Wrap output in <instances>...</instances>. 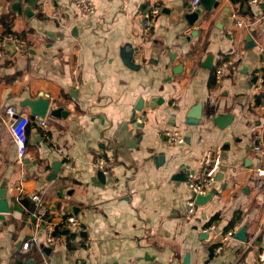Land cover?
Returning a JSON list of instances; mask_svg holds the SVG:
<instances>
[{
	"label": "crops",
	"instance_id": "1",
	"mask_svg": "<svg viewBox=\"0 0 264 264\" xmlns=\"http://www.w3.org/2000/svg\"><path fill=\"white\" fill-rule=\"evenodd\" d=\"M20 1L33 7L31 17L0 0V41L15 36L26 48L17 53L8 44L0 54V191L6 183L9 204L0 219V264H264V193L253 187L262 156L252 142L263 116L254 78L264 73V5L212 0L209 9L202 2L191 25V0H164L147 40L140 15L151 0H94V16L80 12L77 0H54L45 12ZM138 52L143 65L135 68ZM209 55L213 69L205 66ZM41 96L50 101L47 129L25 106ZM140 103L135 117L145 119L135 128ZM199 105L202 120L188 125ZM11 107L29 119L23 164ZM55 109L64 112L51 116ZM228 114L234 120L226 129L213 122ZM167 132H180L185 144L170 145ZM210 152L221 156L212 199L187 219L193 194L175 178L203 177ZM98 157L110 169L104 182L93 166ZM58 164L57 179L48 181ZM35 194L54 219L77 217L83 232L58 229L48 247L33 225ZM244 227L247 243L230 240L216 255L221 237Z\"/></svg>",
	"mask_w": 264,
	"mask_h": 264
},
{
	"label": "built area",
	"instance_id": "2",
	"mask_svg": "<svg viewBox=\"0 0 264 264\" xmlns=\"http://www.w3.org/2000/svg\"><path fill=\"white\" fill-rule=\"evenodd\" d=\"M35 5L40 11L45 12V6L52 3L54 0H33ZM163 2L164 0H151L150 6L141 13V19L143 22L144 36L147 40H151L153 33L155 32L156 25L159 17L163 12ZM252 5L261 6L264 5V0H249ZM202 4V0H191V13L195 12ZM76 8L87 16H94L96 14L94 0H77L75 2ZM57 14L54 13L56 18ZM242 26V25H241ZM11 44L17 53H24L26 51L24 43L16 38L15 36H9L4 42L0 41V54H6L7 45ZM259 52L264 55V47L260 48ZM1 56V55H0ZM143 55L142 52H138L136 56L135 65H143ZM227 66H221L217 71V76L219 79L223 77L226 73ZM256 90L262 96V102L260 104V111L262 112V124L260 130L254 135L253 138V149L256 153L261 155V163L254 171L253 177V187L259 193H264V73L259 72L256 75ZM47 98H50L47 95ZM8 119L12 121L10 126L11 132L18 148V163L23 164V160L27 153V127L29 125V119L26 116L16 117L15 109L9 108L7 110ZM145 116L141 115L138 117L137 122L141 124L144 122ZM36 123L38 126L47 129L48 123L47 119L36 116ZM165 137L168 139L170 145H184L185 138L180 134V132L165 133ZM94 168L102 172L104 175L110 173V169L107 161L103 157H98L94 160ZM206 172L203 177H197L195 175H189L187 182L188 188L193 194V197L187 202V219H192L196 216L198 206L196 204V198L198 196H208L212 194L213 184L216 182L217 174L221 168V156L220 154H215L210 152L207 154L206 159ZM32 201L35 203L36 210L34 212V228L36 231L44 230L45 241L48 247L54 246L58 242L56 233L58 229L66 231L69 233H74L79 236L83 232V225L77 217L68 216L64 221L62 219H54L52 217V209L50 206L46 205L40 198L39 195L35 194L31 197ZM60 227V228H58ZM208 230L215 231L216 226L211 225ZM235 231H229L221 237L220 243L216 248V255L223 252L225 244L230 240L235 239ZM71 242H74L73 240ZM37 243L36 238L25 242L22 246L23 251L28 252L35 247ZM260 261L264 262V255L260 256ZM238 264H243L238 262Z\"/></svg>",
	"mask_w": 264,
	"mask_h": 264
},
{
	"label": "water",
	"instance_id": "3",
	"mask_svg": "<svg viewBox=\"0 0 264 264\" xmlns=\"http://www.w3.org/2000/svg\"><path fill=\"white\" fill-rule=\"evenodd\" d=\"M202 2L206 5L207 8L211 9V2L212 0H202ZM10 10L14 13H17L19 16H21L23 13L26 14L28 17L33 15V7L31 6H25L23 7L21 4L20 0H13V2L11 3L10 6ZM201 8H198L195 12L190 13L187 15V20L189 22V24L194 25L199 17L201 16ZM249 42H251V38L250 36L247 37V49H252L255 47V45H251V43L249 44ZM128 61V60H127ZM213 56L209 55L206 62H205V66L208 69H213ZM135 68L139 67V66H135ZM257 81V78H254V82ZM156 104L158 105V103L153 102V104L151 105L152 108L156 106ZM26 107H29L31 109V114L33 117H41V118H45L48 115V111L50 108V101L48 99H44L43 96H41L38 100H34V101H28L25 103ZM143 103H140L136 109H135V113L132 117V121L131 123L133 124V126L135 128H140L143 127V125L139 124L137 122V118L135 117L136 112H141L143 110ZM63 110L62 109H55L52 110L50 112L51 116L54 117H60L63 114ZM188 120L189 122L187 123L188 125H198L200 123V121L202 120L203 117V109H202V105L197 106L194 110H192L189 114H188ZM234 120V116L231 114L228 115H219L217 117H215L213 119V122L221 129H226L227 127H229ZM62 164H58L55 165L52 173L49 175V177L47 178L48 181H50L51 179H57L59 173H60V168H61ZM98 177L99 179L104 182L105 181V176L102 172L98 173ZM189 177V176H188ZM187 178H184L182 176V174H179L178 176H176V180H181L182 181H186ZM218 180H220V178H218ZM213 194H210L208 196L202 197V196H198L196 198V204L197 206H204L209 200L212 199ZM75 209V208H74ZM9 213V204L7 201V184H3L1 191H0V219L4 220L3 216ZM235 239L239 242L242 243H247V228L244 227L242 228L235 236Z\"/></svg>",
	"mask_w": 264,
	"mask_h": 264
},
{
	"label": "trees",
	"instance_id": "4",
	"mask_svg": "<svg viewBox=\"0 0 264 264\" xmlns=\"http://www.w3.org/2000/svg\"><path fill=\"white\" fill-rule=\"evenodd\" d=\"M8 33V32H7ZM27 135H28V131H27Z\"/></svg>",
	"mask_w": 264,
	"mask_h": 264
}]
</instances>
